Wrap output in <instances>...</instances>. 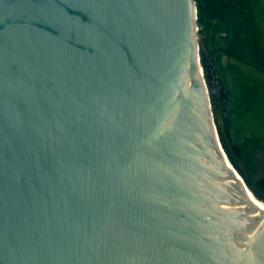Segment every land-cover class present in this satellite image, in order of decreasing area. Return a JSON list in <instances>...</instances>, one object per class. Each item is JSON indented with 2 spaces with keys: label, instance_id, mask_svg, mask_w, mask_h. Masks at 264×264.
Masks as SVG:
<instances>
[{
  "label": "water",
  "instance_id": "obj_1",
  "mask_svg": "<svg viewBox=\"0 0 264 264\" xmlns=\"http://www.w3.org/2000/svg\"><path fill=\"white\" fill-rule=\"evenodd\" d=\"M0 264H264L195 0H0Z\"/></svg>",
  "mask_w": 264,
  "mask_h": 264
},
{
  "label": "trees",
  "instance_id": "obj_2",
  "mask_svg": "<svg viewBox=\"0 0 264 264\" xmlns=\"http://www.w3.org/2000/svg\"><path fill=\"white\" fill-rule=\"evenodd\" d=\"M221 143L264 202V0H195Z\"/></svg>",
  "mask_w": 264,
  "mask_h": 264
}]
</instances>
